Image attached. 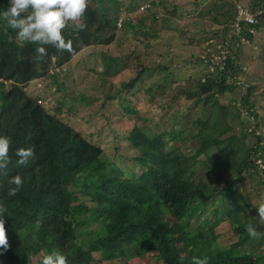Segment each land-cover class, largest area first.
I'll return each mask as SVG.
<instances>
[{
	"label": "trees",
	"instance_id": "obj_1",
	"mask_svg": "<svg viewBox=\"0 0 264 264\" xmlns=\"http://www.w3.org/2000/svg\"><path fill=\"white\" fill-rule=\"evenodd\" d=\"M237 2L251 12L260 11L255 24L241 22L238 34L234 27ZM148 3L151 8L139 10ZM192 5V16L203 20V32L211 33L207 45L214 50L196 57L205 70L202 75L183 79H177L166 64H146L149 40L157 34L146 30L144 12H152L151 20L159 22L161 29H173L169 19L182 18L173 2L89 0L85 29L76 31L69 24L64 30L66 39L73 42V53L45 46L43 57L36 52L38 45L18 41L16 32L0 17V135L11 139L12 161L8 175H0L9 243L7 250L0 248V264H33L35 260L41 264V253L53 249L65 254L68 264L120 262L136 250H156V264H194V257H207L208 264H264V254L257 258L251 251L255 241L246 231L251 223L264 234V221L256 213L259 205H250L253 191L264 194V119L251 99L252 86L239 82L243 69L239 53L247 46H259L256 57L264 62V37L258 39L255 34L263 31L264 35V0H192ZM7 6L8 0H0V13ZM196 38L187 41L204 47ZM231 44L237 53L229 52ZM130 45L134 46L135 75L118 88L111 83L105 87L106 78L121 75L126 58L105 54L106 50L96 55L102 59L104 70L98 76L108 100L116 99L122 90L133 95L147 90L145 97L152 100L148 102L158 105L154 124L141 118L137 109L127 110L139 121L127 130L137 152L133 160L141 168L137 175L109 167L104 148L64 121L60 107L49 111L40 98L26 91L35 80H51L63 89L64 79L68 75L76 79L85 65L73 63L74 59L80 52L90 57L92 46ZM140 47L144 52L136 50ZM67 65L74 71L68 68V73ZM163 71L167 73L162 82L131 91L146 75ZM176 85L180 88L174 89ZM244 86L246 92L239 98L225 97ZM244 115L250 130L228 136L235 122L241 126ZM162 124L164 129L159 127ZM21 147L32 148L34 156L26 166L16 167L15 152ZM17 174L24 180L23 187L9 196L8 189L14 185L8 181ZM245 182L249 183L247 194L243 193ZM224 222L231 228L233 241L223 246L217 227ZM261 241L264 244V235L256 242Z\"/></svg>",
	"mask_w": 264,
	"mask_h": 264
},
{
	"label": "rangeland",
	"instance_id": "obj_2",
	"mask_svg": "<svg viewBox=\"0 0 264 264\" xmlns=\"http://www.w3.org/2000/svg\"><path fill=\"white\" fill-rule=\"evenodd\" d=\"M167 1L178 5L182 18L169 19V25L172 24L171 26L174 27L173 29L170 27L161 29L159 22L155 23V21L151 20L152 12H144L146 15L145 18H147L144 21L146 30L150 33L157 34V38L149 40L150 50L148 52L150 55L149 61H147L146 64L150 67L155 66L158 63L166 64L177 79H183L187 76H190V78H193L194 76L198 78V76L202 75L205 70L203 69V65L196 63V57L201 53L205 54L206 52H213V46L207 45V42H209L207 40H209L208 37H210L211 33L209 31L203 32V20L192 16V0ZM151 5L152 4L150 3L143 5L141 8L139 7V10L147 7L151 8ZM205 26L206 24L204 27ZM209 28L210 27H208L207 30H209ZM255 34L258 39L264 37L263 31H258ZM147 37H149V35H147ZM188 37H198L196 38L197 40L201 38L200 40L203 41V45L205 46L199 47L198 44H190L187 41ZM204 38L206 39L203 40ZM230 46L229 52H238V49L234 44H231ZM133 47V45L122 46L119 49L115 46H92L90 47V57L87 54H80L78 55V58L74 59L73 63H82L83 61L85 62V65L80 67L76 79H73L74 75H68L64 79L65 86L63 89H60L57 84L51 80L47 83L42 80H35L29 83L26 88V91L31 93L32 96L40 98V103H42L47 110L52 111L51 109L60 107L62 110L61 117L64 121L80 131L92 143L100 144L104 148L103 154L108 166L111 168L118 167L126 175H128V173L137 175L141 172V168L135 165L133 160L137 152L130 145L127 138V130H129L134 123L139 124V121L138 119H133L134 116L127 110L137 109L141 118L148 119L149 122L153 123L154 119L157 117L156 112L159 111V108H157L158 105H152L149 103L152 102V100L146 99L145 93L147 90H145L143 95L142 92H139V94H137L138 96L125 94L122 90V92L119 91L116 99L108 100L106 98V89L100 88V86L103 85V80L99 78L98 75L103 74L104 67L101 63L102 59L96 54L106 50L105 54L117 55L120 59L126 58L125 62H123L127 66H125L121 75L115 74L106 78L105 87H108L111 83L114 87L117 85L116 88H118L123 82L129 80L130 76L135 75L132 71V66L134 67L136 61L133 58L134 55L131 51ZM208 47L209 49L205 51ZM217 47L220 46L217 44L216 48ZM258 48L260 47L258 46L256 49V47L250 48L247 46V49L243 53H239V60H241V65L243 66L242 71L239 73V82H244L245 85L249 84V86H252L251 99H255V109L264 119V62H259L256 57ZM83 49L87 52L88 47ZM136 50L139 53L144 52L143 47L137 48ZM155 50V53H151ZM224 53L223 50L222 54ZM127 56L129 57L128 59ZM170 58L172 59V63L170 62ZM141 60H144V56H141ZM65 68L68 73V68L74 71L70 65L65 66ZM166 73L167 71H163L153 72L150 75H146L145 81L137 83L131 91L134 92L135 90L151 87L157 82H162L163 76H166ZM110 78L112 80H109ZM183 81L184 80H181L180 82L183 83ZM177 88L180 87L176 85L174 89ZM158 92L159 91H155L153 93L154 96H157L159 94ZM245 92L246 88L244 86L243 89L239 88L233 93L227 92L225 97L227 98V96H233L232 94H234L235 98H239ZM125 95L126 97L124 98ZM121 103L125 104V108ZM242 118L243 123L241 126H239L237 122L234 123V119L231 117L229 118V120L234 123V127L230 133H228V136L238 135L242 131L247 133V131L250 130L251 125L247 122V115H244ZM147 124L148 123H146V125ZM159 127L164 129L166 126L162 124ZM170 146L173 145L170 144ZM248 185L249 183L245 182L243 187L244 194H247L250 191ZM250 197L251 206H256L264 202L263 193H256L253 191ZM167 217L168 214H163V218ZM179 230L180 227L178 231ZM217 232L221 235L219 241L221 245L224 246L233 241L231 228L225 222L217 227ZM258 239H253L255 244L252 245L253 247L251 246V251L257 258H260L261 255L264 254V244L263 241L258 244L256 242ZM260 245H262L261 250L259 248ZM179 246H184V243L179 244ZM124 251L125 253H128L127 250ZM156 256V250H136V252L132 254L130 253L129 258L123 257L120 262H117V259H115V261H112L111 263L102 261L96 264H152V262L156 264V261L154 260ZM33 264H37L36 260ZM92 264L95 263L93 262Z\"/></svg>",
	"mask_w": 264,
	"mask_h": 264
},
{
	"label": "clouds",
	"instance_id": "obj_3",
	"mask_svg": "<svg viewBox=\"0 0 264 264\" xmlns=\"http://www.w3.org/2000/svg\"><path fill=\"white\" fill-rule=\"evenodd\" d=\"M89 0H8V6L0 13V17L7 26L16 32V39L20 42H28L38 45L36 52L41 56L47 55L45 46H52L58 51L73 53V42L66 39L64 30L71 24L76 31H82L86 25L83 17L87 10ZM237 17L234 27L236 34L241 29V22L253 25L258 20L260 11L251 12L243 4L237 2ZM239 7L256 15V22L249 23L244 15L239 14ZM121 18L116 26L121 28ZM86 48V47H84ZM11 139L6 135H0V175L7 176L8 165L12 162L9 155ZM16 167L26 166L34 156L32 148H18ZM8 183L14 185L8 189L9 196H15L23 187L24 180L17 174L10 177ZM7 208L0 203V248L7 250L9 247L5 225V213ZM256 213L261 221H264V202L256 208ZM246 231L251 238L258 239L261 235L251 223L246 225ZM41 264H68L67 256L53 249L50 253L42 252ZM194 264H208L207 257L201 259L194 257Z\"/></svg>",
	"mask_w": 264,
	"mask_h": 264
},
{
	"label": "built area",
	"instance_id": "obj_4",
	"mask_svg": "<svg viewBox=\"0 0 264 264\" xmlns=\"http://www.w3.org/2000/svg\"><path fill=\"white\" fill-rule=\"evenodd\" d=\"M238 11H239L240 15H244L245 20L248 21L249 23L256 22V15L255 14L250 13L248 10H246L242 7H239ZM257 162L259 164L262 163L260 160H258Z\"/></svg>",
	"mask_w": 264,
	"mask_h": 264
},
{
	"label": "crops",
	"instance_id": "obj_5",
	"mask_svg": "<svg viewBox=\"0 0 264 264\" xmlns=\"http://www.w3.org/2000/svg\"><path fill=\"white\" fill-rule=\"evenodd\" d=\"M82 54V52H80L78 55Z\"/></svg>",
	"mask_w": 264,
	"mask_h": 264
}]
</instances>
